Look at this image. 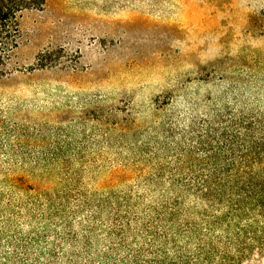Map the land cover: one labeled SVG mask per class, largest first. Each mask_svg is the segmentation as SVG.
Wrapping results in <instances>:
<instances>
[{
    "label": "rangeland",
    "instance_id": "374dc122",
    "mask_svg": "<svg viewBox=\"0 0 264 264\" xmlns=\"http://www.w3.org/2000/svg\"><path fill=\"white\" fill-rule=\"evenodd\" d=\"M19 21L0 76V236L67 220L80 241L91 221L117 264L150 246L178 261L172 236L182 262L264 264L262 207L232 216L185 189L232 148L220 135L264 138V0H47ZM113 218L124 246L103 235Z\"/></svg>",
    "mask_w": 264,
    "mask_h": 264
},
{
    "label": "trees",
    "instance_id": "16d2710c",
    "mask_svg": "<svg viewBox=\"0 0 264 264\" xmlns=\"http://www.w3.org/2000/svg\"><path fill=\"white\" fill-rule=\"evenodd\" d=\"M46 1L0 0V76L5 72L13 51L19 45V20L22 13L42 9ZM255 125L264 128L262 122H256ZM250 133L247 132L243 137H240L241 143L239 141L235 145L234 138L227 140L225 134L220 135L223 141H229L232 148H226L225 153L221 148L211 152L206 159L207 166H205L204 171L207 175L205 179L200 180V177L195 176L194 185H185L187 192L190 194L189 191H192L200 201H204L207 205L213 203L221 205L225 202V207L230 210L229 213L232 216L235 215L234 213L242 211V208L245 211L244 207L249 211L251 206L254 207V203L264 209L262 205L264 178L255 175L253 172V165L261 164L262 159H264V149L260 147L264 143V138H255V133L254 136ZM228 154H230V158L225 157ZM206 212L205 210L204 213ZM44 216L45 221L49 220V215ZM94 220L95 217L92 218V221ZM53 221L55 220L53 219ZM111 222L119 227L118 233L104 231L105 239L107 237L110 240L115 239L118 245L124 246L123 229L120 228V221L113 218ZM92 225L93 222L88 221L87 236H83L80 241L71 235L70 224L67 223V220L61 223H45L40 228L33 230L28 237H23L22 234L5 238L0 236V264H81V261H84V264H117L115 256L119 250L114 245V247L111 246L112 248L103 247L100 249L98 244L101 243V240L99 236H96ZM59 229L64 231L58 232ZM145 232L148 233V230ZM113 237L116 238L112 239ZM156 238L161 240L163 236L157 235ZM201 239V236L196 234V240L200 245L198 249L203 250V247L206 246L212 251L215 250L212 244L202 242ZM92 241L95 245L91 243ZM172 242L176 248L174 254L178 261L170 257L163 247L158 246L160 250H154L155 246H150L149 250L155 252L150 256L152 259L149 262L147 261L148 257H144L146 261L139 260V257H143L139 253L138 257L134 256L135 264H159L158 260L161 258L169 260L170 263L168 264H196V259L193 262H182V252L178 248L179 242L175 240V236H172ZM108 243L111 244L112 242ZM6 244L7 246H5ZM37 248L40 249L39 253L34 252ZM101 250H106V252L102 253ZM78 259L81 261L79 262ZM123 264L128 263L123 261Z\"/></svg>",
    "mask_w": 264,
    "mask_h": 264
}]
</instances>
